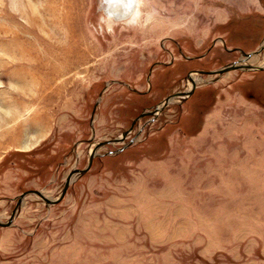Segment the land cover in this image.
Segmentation results:
<instances>
[{
  "label": "rangeland",
  "instance_id": "obj_1",
  "mask_svg": "<svg viewBox=\"0 0 264 264\" xmlns=\"http://www.w3.org/2000/svg\"><path fill=\"white\" fill-rule=\"evenodd\" d=\"M37 7L59 32L58 59L33 40ZM138 13L0 0V133L15 131L0 141L2 223L25 192L57 200L99 143L198 76L190 97L101 147L62 201L27 196L0 226V264H264V70L195 73L264 46V0H140ZM19 50L45 69H22Z\"/></svg>",
  "mask_w": 264,
  "mask_h": 264
},
{
  "label": "bare ground",
  "instance_id": "obj_2",
  "mask_svg": "<svg viewBox=\"0 0 264 264\" xmlns=\"http://www.w3.org/2000/svg\"><path fill=\"white\" fill-rule=\"evenodd\" d=\"M104 1L106 3L107 11L110 14V16L118 20L127 19L129 17H132L133 15H135V17L137 18L139 14L138 10H139L140 0H104ZM45 10L47 11L48 9L45 8ZM43 13H44V9H42L41 7H37L35 10L34 9L32 10V13L30 14L31 16L29 18L30 31L32 32V35L34 38L33 40L36 41L37 44L39 42L45 45L44 47L46 51L49 53V59L50 60H52V58L58 59L60 58V55H63L61 53H58V51L62 52L63 49L60 46H58V44L57 45L54 44L55 42L54 39L58 38L59 32L54 33L52 31V28H50V24H48V20H49L48 16H50V14H48L47 16V15H44ZM50 19L53 20V17H51ZM17 38L21 39L22 37L18 36ZM29 44L31 46H34V43H29ZM22 51L23 50H19V53L21 52L24 55L21 59L23 60V62H25V64L22 65V69H24L25 71H28L29 69H32L35 71L38 69H41V70L45 69L43 64L42 65L38 64L39 66L36 64V61L38 60L37 58H42L39 53L34 51L33 54H24V51L23 52ZM27 55H30V56H27ZM248 63L255 66V59H252V60L249 59ZM263 65L264 63H261L260 65H257L256 67H261ZM197 79H198V76L196 75L192 76V79L189 80V84L185 92H188L191 90L192 85L195 84ZM17 80L21 81V79H17ZM178 98H185V97H178ZM11 121L12 120L9 118L5 119V123L11 122ZM10 132L11 133L7 131V133L10 135L14 133L15 131L13 129ZM7 133H0V141L6 138ZM31 141L32 140L29 139V142L33 143ZM29 142H27L26 145L24 146L26 149L31 147V144Z\"/></svg>",
  "mask_w": 264,
  "mask_h": 264
},
{
  "label": "water",
  "instance_id": "obj_3",
  "mask_svg": "<svg viewBox=\"0 0 264 264\" xmlns=\"http://www.w3.org/2000/svg\"><path fill=\"white\" fill-rule=\"evenodd\" d=\"M264 50V46L257 52L255 53H251V54H248V53H244V57H245V60H241L239 62H236V63H233L219 71H213V72H195L196 74H207V75H224L225 73H228L230 71H233V70H246V71H263L264 70V66L263 67H256V66H253L251 64H249V59L255 55H258L260 54L262 51ZM189 80L192 79V73L188 76ZM196 89V85L193 84L192 85V90L191 91H188V92H185V93H177L175 95H172L170 97H168L167 99H165L158 107H156L155 110L153 111H147V112H144L142 113L133 123L131 129L125 133L122 134V136L120 138H117L115 139L114 141H110V142H105V143H99L97 145V148L94 149V151L91 153L90 155V160H89V164L88 166L83 169V170H74L70 173V175L68 176L67 178V181H66V184H65V187L60 195V197L57 199V200H51V199H48L41 191H37V190H31V191H28V192H25L24 194H22L19 199H18V203H17V207L16 209L14 210L10 220L7 222V223H2L0 221V226L1 227H4V228H8V227H11L13 225V222H14V219L17 215V213L19 212V209L22 207L25 199L27 196L29 195H36L38 197H40L41 199H43L45 201V203L48 205V206H51V205H55L57 203H59L60 201L63 200V198L65 197V195L67 194V191L71 185V183L73 182L74 178L76 176H80V175H84L86 174L92 167V164H93V161L97 155V151L101 148V147H104L108 144H111V143H122L125 141V139L133 132V129L134 127L139 124V122L147 117V116H151L152 118H156L159 114H161V112L166 108L168 107L172 101L175 99V98H178V97H190L194 91ZM139 136V134H138ZM134 141L128 145V146H125L124 148L120 149L117 153L127 149L128 147H130L131 145H133Z\"/></svg>",
  "mask_w": 264,
  "mask_h": 264
},
{
  "label": "flooded vegetation",
  "instance_id": "obj_4",
  "mask_svg": "<svg viewBox=\"0 0 264 264\" xmlns=\"http://www.w3.org/2000/svg\"><path fill=\"white\" fill-rule=\"evenodd\" d=\"M151 117V116H150Z\"/></svg>",
  "mask_w": 264,
  "mask_h": 264
}]
</instances>
